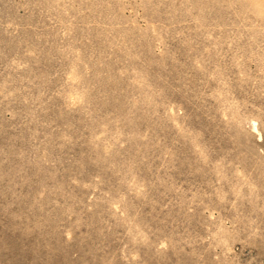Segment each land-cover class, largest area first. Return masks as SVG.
<instances>
[{
  "label": "rangeland",
  "instance_id": "obj_1",
  "mask_svg": "<svg viewBox=\"0 0 264 264\" xmlns=\"http://www.w3.org/2000/svg\"><path fill=\"white\" fill-rule=\"evenodd\" d=\"M0 264H264V0H0Z\"/></svg>",
  "mask_w": 264,
  "mask_h": 264
}]
</instances>
